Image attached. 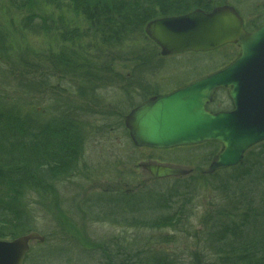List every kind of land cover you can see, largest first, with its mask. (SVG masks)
<instances>
[{"label": "trees", "instance_id": "16d2710c", "mask_svg": "<svg viewBox=\"0 0 264 264\" xmlns=\"http://www.w3.org/2000/svg\"><path fill=\"white\" fill-rule=\"evenodd\" d=\"M226 1L7 0L10 9L22 14L17 23L20 29L16 30L17 34L24 40H43L47 45L43 52L42 48L27 47L34 58L31 60L20 54L15 67L22 68L19 76L31 78L25 87L34 96L50 94L54 106L50 105L42 113L21 112L19 107L23 101L18 100L10 106L0 92V240H12L35 231L32 202H38L39 208L54 218L53 224H57L54 236L66 233V229L77 235L78 227L63 221L66 213L75 212L76 199L70 201L69 196L62 195L61 188L64 184L73 186L79 177L80 168L85 164L83 149L90 133L84 135L77 119H71L73 111L67 113L61 109L63 102L68 104L71 99L51 94L47 88L48 79L59 78L61 83L73 86V90L69 88V94L83 99L81 105L74 108L81 117L85 112L94 111L95 106H101L96 102L100 100L97 91L105 87L103 80L107 79L105 75L112 73L115 62L135 63L136 69L143 72L155 65L162 67L167 62L156 44L147 38L146 25L155 19L185 16L198 9L211 11L225 5ZM231 1L237 4V8L240 4V11L242 5L251 10L249 14L254 19L250 20L254 26L248 20L249 31L264 26L262 0ZM7 35L0 29L1 68L12 61L13 47ZM144 42L148 47L142 46ZM230 48L237 47L230 46L213 53ZM209 54L206 56L211 62L215 58ZM239 54L237 48L235 55L215 56L214 66L206 71H193L198 72L193 78L220 70L235 61ZM220 59H227L224 60L226 63L219 62ZM18 79L19 82L23 80ZM193 80L183 79L180 84L186 85ZM51 88H54L53 92L60 90L54 86ZM165 90L157 86L153 93L156 95ZM87 91L97 100L88 98ZM226 100L222 103L218 100L224 110L231 107ZM127 103L129 107L130 103ZM121 115L117 117L123 126ZM203 148L206 155L197 162L192 159L186 164L189 168L200 171L209 160L214 161L222 147L213 142L200 146L198 150ZM206 190L216 192L215 200H208ZM109 196H116L118 203L119 194H96L86 201L90 199L95 204ZM131 198L136 206L125 200L128 206L119 205L118 209L106 210L102 222L113 221L117 226H127L122 221L126 218L132 231H122L109 241L88 240L84 246L87 257L95 260L98 257L99 264H264V143L249 150L243 164L234 168L204 177L197 171L187 180L172 179L166 190H143ZM205 201V212H201ZM92 206L87 205L88 209ZM195 217L197 220L193 222ZM166 229L168 232H163ZM156 230H163V233ZM46 238L49 242L32 251L26 259L27 264H48L47 261L53 264L49 256L58 253L59 246L51 245L50 234ZM170 245L180 250L165 248ZM67 260L70 264L71 261Z\"/></svg>", "mask_w": 264, "mask_h": 264}, {"label": "rangeland", "instance_id": "374dc122", "mask_svg": "<svg viewBox=\"0 0 264 264\" xmlns=\"http://www.w3.org/2000/svg\"><path fill=\"white\" fill-rule=\"evenodd\" d=\"M227 2H230L237 6L234 1L227 0ZM262 2H264V0H262ZM234 5L231 6L235 7ZM238 8H240V4ZM250 11L251 10H249L248 6H241L240 12L244 14L246 25L249 24V22L251 21L250 19H254V16L249 14ZM48 13L52 14V12ZM21 16L22 14H18L14 8L10 9L8 7L7 0H0V29L1 31L3 30L6 34L8 33V42L13 47L10 56L12 61H9L7 65L4 63L5 65L3 64V68L0 67V85H3L2 87H0V92L4 95V99L7 98V100L10 102V106L15 105V102L18 100L26 102H22V106H20L22 107L21 110L19 107V111L21 112L31 110L35 113L38 111L42 113L43 111H46L45 108L48 109L50 105H53L50 99L52 98L50 97L51 95L48 94V96L44 97H40L41 95L34 96L30 92V90L25 87L26 84L30 83L31 78L29 76H19V74L22 72V68L19 67L21 68V70L17 69L15 67V62L20 59V54L30 57L31 60L34 58V56H32L27 50V47L31 46L33 49L37 50H39V48H42L43 52L47 50V45L45 42H42L43 40H24L21 35L17 34L16 30H20L17 23L18 21L20 22ZM251 24L253 25L252 21ZM140 45L142 44L139 43V46ZM147 45L148 44L145 43L142 46L148 47ZM235 52H237V48H230L220 53H211L209 55H213L215 58L214 60H210L211 62L208 61L209 59L204 54H187L184 56H176L174 58L166 57L164 58V60H168L165 64L162 65V67H156L155 65L153 67H149V69H146L144 72L141 70H137V65H135V63L115 62L112 66V73L108 74L109 76L105 75L107 76V79L103 80L102 84L105 87L102 88L100 92L99 90L97 91V94L100 96V100H97V97L93 96V93L87 91V97L93 100H97L96 102H98V104H101V106H95L94 111H91L89 113L85 112L81 117L77 116L74 108L75 106L79 107L83 99L74 98L71 94H69V88L73 90V86H69L68 83H61L59 78H55L54 80L52 78L48 79L47 83L49 85L47 86V88L51 94L53 93L57 96L64 95L65 98L71 99L68 104L63 102L64 106L61 109H63L67 113L73 111L74 114H71V119H77L76 121L79 123L80 128H82V133L84 131V135L87 134L88 136V134L90 133V136L86 140L87 142L85 143L83 149V162H85V164L84 166H82V168H80V175L77 180L74 181L73 186L65 184L63 185V187L61 188L62 195L65 194L69 196V199L71 201L72 199H74L73 195L75 193L77 194L78 190L80 192V197L77 198H83L82 200H85L88 197H94L96 194H99L100 196L101 194H104L107 196L139 193L143 190L147 192L166 190L171 184L172 179L166 181L152 179L153 176L151 175V173L144 169V166L150 164L149 162L151 161V159H145V157L148 158L147 153L141 156L139 152L137 153L135 149H132L130 145H128L129 142L127 136H125V128L124 126L119 124L117 116L121 115V113L125 115L135 108H130V106L128 107L129 104L127 102H129L130 104L135 103L136 99L144 98V96L146 97L150 94H147L146 91L155 89L157 86L163 87L167 91L169 89L168 87L172 88L173 86H177L183 81V79H198L199 77H204L210 75V73L219 71L218 69H216V71L205 72V74L197 78H193L194 75L198 73H194L193 71H206L207 69L214 66V61L217 58L215 56H218L220 54H223L225 56H227V54L235 55ZM219 57H221V55L218 56V58ZM109 59L110 58H108V61ZM224 60L220 59L219 62ZM26 61L29 60L26 59ZM225 61L223 63H226ZM7 78H9L10 80L7 81ZM18 78H21L23 80L19 82ZM80 84L78 83L77 85ZM85 85L90 86L91 84L85 83ZM51 86L60 88L59 92H53L54 88H51ZM140 86L142 91L140 89ZM44 89L46 90V88ZM104 99H106L105 102H103ZM139 101H141V99ZM86 117L87 120L85 119ZM199 148L200 147H191L190 149H187L190 151L182 152L181 154L176 156L183 159V165L190 163L192 159H194V162L200 161L201 158H203V156L206 154L204 151L205 148H203L202 150H198ZM181 150L182 148L180 149V151ZM209 161L210 162L202 167L201 170L203 171V173L211 164V160ZM185 169L188 170L189 175L179 177L178 180H187L189 177L195 175L197 171H201H199L198 169L194 170V168L188 169V166ZM204 174L203 177L205 176ZM78 187H84V189H79ZM205 193L208 195L209 201L215 200L216 192H214V190H212L211 192L210 190H206ZM37 203L38 202H32L33 205L31 204V208L34 209L33 219H35V231L40 233L43 237H46L50 234L52 237L50 241L51 245L59 246V253H61L59 257L61 260L60 262H57V264H67V259L71 261L70 264H76V262H78V257H80L81 259L89 258L86 255V249H84V246L86 247V244H88V240H108L109 238H113V236L120 235L122 231H127L130 229L132 231L133 229L131 228V226H114L110 222L106 223L102 221L91 224L88 214L85 210H83V220H76L75 224L74 221H70V224L72 226L76 225V227H78L77 235L75 234V231L70 232L67 231L68 229H66V233H63L62 235H58V237H56L53 235L54 227H57V224H53L54 218H52L50 215L47 216V213L42 211L41 208H39L40 204L38 203V206ZM204 203L205 204L200 208L201 212H205V205H207V201H205ZM79 209L80 208L76 203L75 212L77 214L78 212H80ZM66 216H68L67 213ZM196 220L197 217H195L193 222H195ZM56 222L59 221L57 220ZM156 231L161 233L168 232L167 229L164 231ZM61 236H64L65 238H68L72 241L70 242ZM46 240V242H49L47 238ZM40 247H42V245H40L38 242H34L32 251L34 252L35 249ZM165 248L180 250V248H176L175 245L166 246ZM75 254L77 255V257L74 256ZM90 258L94 259L93 257ZM97 258L93 261L89 260V262L86 263L99 264V259ZM51 259L53 261H56L58 257H51Z\"/></svg>", "mask_w": 264, "mask_h": 264}, {"label": "water", "instance_id": "95a60500", "mask_svg": "<svg viewBox=\"0 0 264 264\" xmlns=\"http://www.w3.org/2000/svg\"><path fill=\"white\" fill-rule=\"evenodd\" d=\"M145 30L164 58L209 53L230 44L240 45L241 56L225 70L153 98L129 114L126 125L135 145L170 150L215 142L223 150L205 174L240 165L248 150L264 142V26L249 33L240 14L225 7L207 15L196 10L184 17L154 20ZM221 90H230L234 109L210 112L207 107ZM144 169L155 180L189 175L183 169L155 164ZM34 242L43 245L45 236L34 231L0 240V264H25Z\"/></svg>", "mask_w": 264, "mask_h": 264}, {"label": "flooded vegetation", "instance_id": "af4514ba", "mask_svg": "<svg viewBox=\"0 0 264 264\" xmlns=\"http://www.w3.org/2000/svg\"><path fill=\"white\" fill-rule=\"evenodd\" d=\"M230 46H233V47H237V48H240L239 46H234V45H230ZM230 46H226V47H223L224 49L225 48H229ZM222 48V50H223ZM193 55V54H191ZM179 56H182V55H179ZM228 66V65H227ZM225 66V67H227ZM225 67H222L221 69L225 68ZM195 82V81H193ZM191 82V83H193ZM191 83H188L186 85H183V84H178L177 86H174L172 88H169L167 91H161L159 93H156V95L153 93V90L154 89H151L149 92H150V95H147L145 98H139V99H136L135 103H131L130 104V108L132 107H135L133 110H131V112L135 111L137 108L139 107H142L144 106V104H146V102H148L149 100L153 99V98H157V97H165L167 95H170V94H173L175 93L176 91L180 90V89H183L187 86H189V84ZM156 89V88H155ZM142 91V89H141ZM223 95L227 100H228V92L227 91H221V93L219 95ZM218 96H217V99L215 101V103L210 107V111H214V112H220L222 111L223 109L221 108L220 103L218 102ZM141 99V101H139ZM220 102L222 103V101H225L224 98H219ZM138 101V102H137ZM137 102V103H136ZM216 105V106H215ZM128 110V109H127ZM129 113V112H128ZM128 113H126L125 115L122 114L121 117L123 118V126L125 128V136H127V139H128V142L130 145V147L132 149H135L136 152L143 156L145 155L146 153L148 154V158L145 157V159H151V161L149 162L150 164H155V165H162L163 167H170V168H174V169H183L185 170V168H187V165H183V159L181 157H177L176 155H179L181 154L182 152H188L189 150L187 149H190L191 147H200L202 145H196V146H191V147H185V146H181L182 150L180 151L181 148H170V150H167V149H159V150H156L154 148H151V147H139V146H136L133 142V139L131 138L130 136V131L129 129L127 128L126 126V118L128 116ZM123 128V129H124ZM129 148V147H128ZM218 157V154L214 157V158H217ZM144 158V157H143ZM189 169V167H188ZM196 170V169H194ZM193 170V171H194ZM187 171V170H186ZM200 174L203 176V171L201 170L200 171ZM205 175V174H204ZM207 176V175H205ZM171 179H179V178H169V179H166V178H162L160 179L161 181H166V180H171ZM160 181V182H161ZM117 193V192H115Z\"/></svg>", "mask_w": 264, "mask_h": 264}, {"label": "bare ground", "instance_id": "6f19581e", "mask_svg": "<svg viewBox=\"0 0 264 264\" xmlns=\"http://www.w3.org/2000/svg\"><path fill=\"white\" fill-rule=\"evenodd\" d=\"M234 46H238V45H234ZM239 50L241 51V48H239ZM168 88H170V87H168ZM167 88V89H168ZM218 97L219 98H224V99H226L222 94L221 95H218ZM233 109H234V106L233 105H231V107H230V110L229 111H233ZM127 126V125H126ZM129 129V128H128ZM129 131H130V129H129ZM131 136V135H130ZM134 142V141H133ZM215 143V142H214ZM264 143V142H263ZM263 143H259V144H257L256 146H258V145H260V144H263ZM135 144V143H134ZM218 144V143H217ZM220 145V144H219ZM255 146V147H256ZM221 149H223V146L221 145ZM254 147V148H255ZM253 149V148H252ZM251 150V149H250ZM249 151V150H248ZM247 151V152H248ZM246 152V153H247ZM218 155H219V153H218ZM246 155V154H245ZM245 158H246V156H245ZM244 161H245V159H244ZM241 164H243V162L241 163ZM240 164V165H241ZM238 166V165H237ZM232 168H234V167H232ZM230 169V168H229ZM152 175V174H151ZM187 176V175H186ZM152 177V176H151ZM173 178H179V177H173ZM152 179H154V177L152 178ZM169 179V178H168ZM155 180V179H154ZM67 185V184H66ZM65 187H67V186H65ZM79 194H80V192H79V190L77 191V194L75 193L74 195H73V198L74 199H76V201H75V205H76V203H77V205L79 206V210H80V212H78V214L76 213V212H73V213H71V214H69L68 216H65V218H63V221L64 222H70V221H74V222H76V220L78 221V220H83L82 218L84 217L83 216V210H85L86 211V213L88 214V217H89V219H90V223L91 224H95V223H98L99 221H103L104 220V218L102 217V216H104L103 214H104V212L106 211V210H108V209H112V210H115V209H118L119 208V205H121V207H125V206H128V204H126V202H125V200L127 201V203H130L131 205H133V206H136L137 205V203L135 202V200L133 199V198H131V196H133L134 194H136V193H129V194H125V195H122V194H119V200H118V203H117V201L115 200L117 197L116 196H113V197H107L106 199H104V200H101V201H99V202H97V203H93L92 201L90 202L89 200L90 199H88V201H86V199L85 200H82L83 198H77V197H80L79 196ZM129 195V196H128ZM89 198V197H88ZM125 198V199H124ZM81 201H84V202H81ZM85 202L87 203L86 205H85ZM87 205H93L90 209H88V207H87ZM94 221V222H93ZM122 221H123V224L124 225H127V226H130V222H128L127 221V219L125 218H122ZM61 224V223H60ZM111 224L112 225H114V226H117V223L116 222H111ZM76 227V226H75ZM34 232V231H33ZM33 232H30V233H28V234H25V235H29V234H31V233H33ZM107 235H109V234H107ZM21 237H23V235L21 236ZM18 238H20V237H18ZM47 240H46V237H45V242H44V244L42 245V246H44L45 247V245L48 243V242H46ZM107 241H109V240H107ZM41 245V244H40ZM32 248H33V244H32V247H31V251H32ZM57 251H58V254H51L50 256H49V260L51 261V263H53V264H57V262H59L61 259H60V255H61V253H59V249H57ZM63 251V250H62ZM32 253V252H31ZM30 253V254H31ZM64 253V252H63ZM58 257V259L56 260V261H53L52 259H51V257ZM27 259V258H26ZM89 260L90 261H93L94 259H92V258H85V259H80V260H78V264H88V263H86V262H89ZM26 261V260H25ZM47 263L49 264V261H47ZM26 264V263H25Z\"/></svg>", "mask_w": 264, "mask_h": 264}]
</instances>
